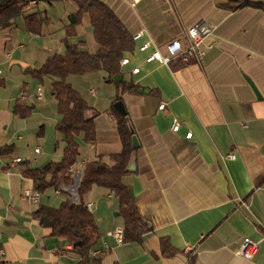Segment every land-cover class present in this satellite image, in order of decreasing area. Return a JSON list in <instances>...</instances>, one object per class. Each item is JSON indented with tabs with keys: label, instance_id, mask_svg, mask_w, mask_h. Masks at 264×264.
I'll return each mask as SVG.
<instances>
[{
	"label": "crops",
	"instance_id": "crops-1",
	"mask_svg": "<svg viewBox=\"0 0 264 264\" xmlns=\"http://www.w3.org/2000/svg\"><path fill=\"white\" fill-rule=\"evenodd\" d=\"M102 1L133 37L144 33L126 56L130 63L121 65L122 81L139 88L121 92L119 82L109 80L105 71L67 77L99 112L96 139L86 143L83 134L79 137L73 182L48 188L38 203L24 196L34 184L23 172L60 161L65 142L56 129L61 116L52 79L36 78L28 70L65 53L67 41L87 40L80 30L67 34L77 11L72 2L73 12H65L62 24L45 25L40 35L24 29L23 16L14 27L0 29V250L5 251L0 264H79L76 249L51 235L34 212L40 205L77 202V172L83 176L86 164L98 157L112 164L110 156L122 151L111 111L119 94L136 145L123 181L153 230L140 242L118 243L109 232L124 228L119 199L112 190L93 185L85 201L92 203L89 210L101 239L91 251L90 264H264V9L229 10L226 0ZM48 3L51 0H33L25 12L39 11L50 19ZM201 20L214 27L201 64L147 62L149 51L139 50L148 40L162 44L180 37ZM92 47L84 46L94 52L96 41ZM137 67L140 71L133 73ZM39 87L41 99L36 98ZM162 102L167 105L160 110ZM17 104L34 105L35 110L22 117L14 113ZM176 118L181 122L178 132L171 128ZM189 132L191 138L186 137ZM18 157L23 161L12 165ZM246 237L260 242L250 260L238 254ZM96 250L101 252L95 255Z\"/></svg>",
	"mask_w": 264,
	"mask_h": 264
},
{
	"label": "trees",
	"instance_id": "trees-1",
	"mask_svg": "<svg viewBox=\"0 0 264 264\" xmlns=\"http://www.w3.org/2000/svg\"><path fill=\"white\" fill-rule=\"evenodd\" d=\"M33 0H0V29L15 26L20 16L24 18V29L32 34L43 33L45 25L51 20L44 13L35 11L26 13V6ZM77 11L72 16L75 22L66 27L68 35H75L76 25L86 14L89 17L97 43L94 52L84 48L86 42L72 44L66 42L63 54H53L38 69L28 71L36 78L48 76L52 79L51 91L58 102L61 116L56 125L57 131L65 142L63 157L60 161L49 162L42 168H26L24 175L33 180L36 190L42 194L51 187L73 182L71 168L80 156L79 137L83 134L86 143L96 139L95 118L99 112L89 105L84 96L67 80L71 74L83 75L91 72L105 71L108 79L113 81L122 73L121 61L135 50L132 33L115 11L102 0H70ZM224 6L237 10L245 6L264 9V3L252 0H226ZM121 92L136 91L139 86L133 81L117 83ZM121 100L115 97L111 111L117 119V129L122 141V151L110 156L112 164L103 157L86 164L83 177L78 186V201H63L58 207L40 205L34 217L40 224L51 230V235L65 239L75 249L80 258L79 264H90L91 251L101 239V232L92 212L85 201L93 185H99L115 191L119 199L120 213L124 218L125 242H140L153 230L148 219L138 210L128 185L123 177L129 172L128 165L134 153V127L128 113L121 114L115 103ZM34 110V105L17 104L14 113L26 117Z\"/></svg>",
	"mask_w": 264,
	"mask_h": 264
},
{
	"label": "built area",
	"instance_id": "built-area-1",
	"mask_svg": "<svg viewBox=\"0 0 264 264\" xmlns=\"http://www.w3.org/2000/svg\"><path fill=\"white\" fill-rule=\"evenodd\" d=\"M214 27L207 23L204 20H201L191 27H189L183 35L180 37L172 38L162 44H156L154 41L148 40L143 42L139 46V50L142 52H148L146 57L147 62H157L159 64L172 66L175 62L182 66H187L192 63L201 64L206 56V49L204 48L205 40L213 33ZM143 32H138L134 35L133 39L138 40L143 37ZM130 63L129 57H124L121 61V65L125 66ZM140 69L134 68L133 73H138ZM2 70H0V74ZM43 95L42 88L39 87L37 89L36 98L41 99ZM25 98V95L23 96ZM166 103L162 102L159 105V109L163 110L166 108ZM172 130L178 132L181 128V122L179 119H174L172 124ZM192 132L187 133L186 137L191 138ZM40 148H36V152H39ZM231 158H235V153H231L229 155ZM23 159L18 157L14 159L12 165L22 162ZM82 172L78 171L76 174L77 178V190L78 186L82 179ZM112 193L115 194V191L112 190ZM24 196L34 202L38 203L42 197V193L35 189L34 186L28 187L24 190ZM92 203L87 204V208L90 209ZM1 217V215H0ZM109 235L116 239L118 243H124V228L116 227L109 232ZM259 241L246 237L240 249L238 250V254L245 259H252L255 253L259 249ZM101 250L94 251L95 255H98ZM5 254L3 249L0 250V258H2Z\"/></svg>",
	"mask_w": 264,
	"mask_h": 264
},
{
	"label": "rangeland",
	"instance_id": "rangeland-1",
	"mask_svg": "<svg viewBox=\"0 0 264 264\" xmlns=\"http://www.w3.org/2000/svg\"><path fill=\"white\" fill-rule=\"evenodd\" d=\"M47 8L49 9V15H50V25L59 26L62 24V18L65 14V12L70 13L73 12V4L69 2L68 0H51V3L47 4ZM88 15H84L79 23L76 25V31L80 30V32L84 35V39L87 40V45L89 48H93L92 46L95 43V39L92 33V27L88 26L90 24L88 23ZM72 17L70 18L71 21ZM90 27V28H89ZM64 45H62L63 48ZM65 49V47H64ZM47 86V83H45V87ZM47 94L50 95V92L47 90ZM35 110V108H34ZM33 110V112H34Z\"/></svg>",
	"mask_w": 264,
	"mask_h": 264
},
{
	"label": "water",
	"instance_id": "water-1",
	"mask_svg": "<svg viewBox=\"0 0 264 264\" xmlns=\"http://www.w3.org/2000/svg\"><path fill=\"white\" fill-rule=\"evenodd\" d=\"M75 21H76L75 18L72 17L71 22L74 23ZM114 79H115L116 82H121L122 79H123V74L122 73L117 74ZM249 82H250L252 88L254 89V91L256 92V94L259 96V91H258L257 87L254 85V83L251 80H249ZM115 107L118 110V112H120L121 114H126L127 113L126 108H125V105H124V103H123L122 100L117 101L115 103ZM133 146H134V148L136 147V145H135V138L134 137H133ZM118 214L119 213L116 212L115 215H118Z\"/></svg>",
	"mask_w": 264,
	"mask_h": 264
}]
</instances>
